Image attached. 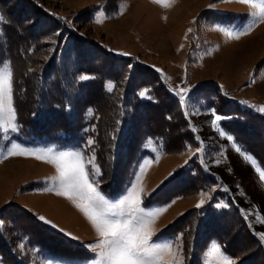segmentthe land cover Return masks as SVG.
I'll return each mask as SVG.
<instances>
[{
  "label": "trees",
  "instance_id": "16d2710c",
  "mask_svg": "<svg viewBox=\"0 0 264 264\" xmlns=\"http://www.w3.org/2000/svg\"><path fill=\"white\" fill-rule=\"evenodd\" d=\"M1 10L0 64L9 61L13 69L19 125L15 139L53 143L81 151L85 158L93 154L102 173L94 179L103 193L115 197L130 184L148 155L149 138L160 141L163 154L198 148L201 142L188 114L205 112L209 120L213 110L221 116L217 126L264 170V115L231 100L215 82L195 86L181 103L157 71L134 57L115 56L30 0H0ZM108 81L114 85L111 91ZM10 139L0 130V145ZM216 184L217 178L194 155L157 189L142 195L147 207L175 197L211 195L205 205L187 210L158 236L181 234L185 264H199L212 241L235 264H264V244L232 196L225 194L227 206L214 205L215 195L223 194L211 191ZM52 256L77 262L93 255L23 208L0 209V264H45Z\"/></svg>",
  "mask_w": 264,
  "mask_h": 264
},
{
  "label": "rangeland",
  "instance_id": "374dc122",
  "mask_svg": "<svg viewBox=\"0 0 264 264\" xmlns=\"http://www.w3.org/2000/svg\"><path fill=\"white\" fill-rule=\"evenodd\" d=\"M30 1L48 16L97 41L115 56L134 57L140 64L157 71L170 91L179 97L181 88L188 89L184 93L185 99H188L191 89L211 81L240 106L264 115V112L258 111L259 106L264 105V23L257 22L239 39L230 38L218 30H239L250 24V13L253 11L250 4L237 0H167L168 6L153 0ZM2 9L6 8L3 6ZM253 77L255 83H251ZM109 83L113 84L108 81L107 85ZM204 113L193 117L188 114L201 142L198 148L163 154L160 141L149 138L146 142L148 155L142 158L124 191L115 197L103 193L99 186L98 191L107 201L118 203L127 195L143 169L141 183L145 193H150L172 174L173 169L183 166L196 155L204 170L217 178V184L211 191L223 192L221 197L215 195L218 200L214 205L217 208L227 206L225 194L229 193L258 237L259 233H264V224L256 219L257 216L264 218V182L252 164L236 151V147L240 146L227 138L231 135L217 126L216 117L205 120ZM1 131L4 139H11L6 146L0 145V209L18 206L38 219L43 216L51 223L39 219L41 222L84 246L93 255L77 262L60 261L52 256L45 264H92L96 259L93 247L100 242V238L91 223L67 197L45 190L52 186L49 178L56 175L54 165L25 155L5 159L6 149L13 142L38 153L78 150L62 149L53 143L20 142L14 136L17 131ZM220 131L225 135L221 136ZM92 156H87L85 160ZM257 166L260 167L258 163ZM202 194L203 206L210 193L175 197L148 207L144 206L142 199V207L146 210L167 209L153 226L152 241L156 245L172 244L173 250L183 258L181 234L169 237L158 234L178 216L196 207ZM216 245L215 241L208 244L199 264H222L220 256L210 255ZM221 253L228 257L222 250ZM169 259L171 257L167 255L164 257L165 261Z\"/></svg>",
  "mask_w": 264,
  "mask_h": 264
},
{
  "label": "snow or ice",
  "instance_id": "6c2138e0",
  "mask_svg": "<svg viewBox=\"0 0 264 264\" xmlns=\"http://www.w3.org/2000/svg\"><path fill=\"white\" fill-rule=\"evenodd\" d=\"M155 3L168 6L167 0H153ZM239 3L250 4L253 11L250 13L252 22L239 30L219 28L227 36L239 39L241 35H246L257 22L264 23V0L253 2V0H237ZM0 22H4V17L0 15ZM99 22V21H97ZM191 32V29L188 30ZM13 69L8 62H3L0 67V130L7 132L18 131L17 110L13 99ZM81 76L80 79H87ZM255 77L251 83H255ZM111 91L113 84L107 85ZM187 88L180 89V101L184 102V93ZM141 96L145 93L141 92ZM258 111L264 112V105L259 106ZM213 115L219 121L221 117L213 110ZM224 136L225 132L220 131ZM229 140L233 138L227 137ZM93 144L92 140L87 142ZM236 151L249 161L259 173V178L264 182V170L257 166L252 156L243 152L239 147ZM33 156L37 160H45L54 165L56 175L49 178L51 187L45 190L55 192L58 196L67 197L78 208L91 223L100 242L93 246L96 252V259L92 264H183V258L178 256L173 250V245L165 243L162 246L156 245L152 241L154 234V224L156 220L165 212L166 208L155 211L146 210L142 207V195H146L142 186L143 169L140 175L136 177L127 195L118 203L107 201L98 191L99 181L93 179L94 176L102 175L100 167L95 163V157H89L85 160L84 153L81 151H59L51 150L38 153L29 150L20 144L11 143L6 149L5 159L9 156ZM204 203L203 194L200 203L196 205L201 207ZM39 219L46 223L51 221L40 216ZM257 222L264 224V218L257 216ZM259 241L264 243V233L258 234ZM171 257L168 261L165 256ZM212 256H220L222 264H235L231 258L225 257L221 253V248L216 245L212 249Z\"/></svg>",
  "mask_w": 264,
  "mask_h": 264
}]
</instances>
